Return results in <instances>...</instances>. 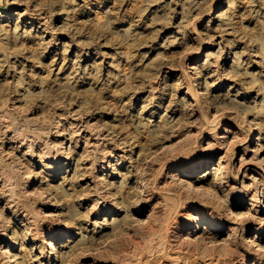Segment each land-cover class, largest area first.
Instances as JSON below:
<instances>
[{
    "label": "rangeland",
    "instance_id": "obj_1",
    "mask_svg": "<svg viewBox=\"0 0 264 264\" xmlns=\"http://www.w3.org/2000/svg\"><path fill=\"white\" fill-rule=\"evenodd\" d=\"M261 192L264 0H0V264H264ZM194 210L234 242L178 246Z\"/></svg>",
    "mask_w": 264,
    "mask_h": 264
},
{
    "label": "bare ground",
    "instance_id": "obj_2",
    "mask_svg": "<svg viewBox=\"0 0 264 264\" xmlns=\"http://www.w3.org/2000/svg\"><path fill=\"white\" fill-rule=\"evenodd\" d=\"M211 9H212V7L209 8V11H211ZM216 16H219V14H217ZM192 68H194V67H192ZM203 95H204V91L202 89H200V90L198 89L197 90L196 88L193 89V87H191V88L189 87V88H186L184 90V94L182 95V98L186 99V97H191V99L195 101V106H196V104L199 103V101H201V100H199V98L202 97L201 99H204ZM197 96H198V98H197ZM218 128H219L218 130H221V131H225V132L229 131V128L226 125L219 126ZM254 128H255L254 125L251 124V126H250V134L246 138V140H247L246 152H253L254 151V147L256 146L257 136H256V132L254 131ZM221 137L224 138V136H221ZM234 137H236V136H234ZM241 137L244 139L243 135ZM234 139H232V140H234ZM216 141H219V140H216ZM214 142H213V144L215 145L216 142L215 143ZM230 143H231V141L228 142L227 144H230ZM232 143H231V145H232ZM213 144H212V147H213ZM223 144H224V142H223ZM217 146H219V145H217ZM46 156H47V153H46ZM110 157H113V154H111ZM50 158L52 159L51 162L53 163V162H57V160H60L61 157H59L58 154L56 153ZM67 158H68V155H65L64 159H67ZM222 158H223V156L219 157L218 160H217V163H216V166H215L217 171H219V170L221 171V170L224 169V165H220L222 162H224L222 160ZM212 159H213V156L208 157V158H201V159H198V160H194V161H192V162H190L188 164H182V163L173 164V165H171L169 167V171L171 173L169 175L173 176L175 181L181 182L183 184L186 183L187 185H190V184H192L193 181L197 180L199 174L204 170L203 169L204 167H206L208 165L210 166ZM100 167H101L100 168V172H101L103 170V165L100 166ZM206 173H208V171ZM214 175L216 176L217 174L215 173ZM222 175H223V173H222ZM222 175H219V176H222ZM226 175H227V173L225 174V176ZM219 176H218V178H219ZM262 190H263V187H262ZM256 192H257V189L254 191V193H256ZM259 196L255 197L256 199H255V203L254 204H257L260 201L264 200V193L261 192V195H259ZM104 204H106L105 201H104ZM226 205H230V204H226ZM252 206L253 205H250L249 208H247L248 211L246 212L245 216L248 217V218H250L249 216H252V213L249 211V210H251L253 208ZM4 208H5V206H2L0 209H4ZM109 212H111V210ZM193 213H196L197 216L193 215ZM175 214H176V212H175ZM242 215H243V213H242ZM253 215H254V213H253ZM252 217H254V216H252ZM195 218H196V220H195ZM254 218H252V219H254ZM244 219H245V217H244ZM192 221H194V223H192ZM10 222H11V220H9V223ZM258 222H260V220ZM260 223L262 224L263 221L260 222ZM260 226H262V225H260ZM223 227H224V224H223V222L220 219L212 218V217L209 216V214H206L204 212H199L198 210H194V212L186 213V218L184 219V223L181 226V228L179 229V231L180 232L182 231L183 234H178V236L180 235L181 238H179V240L176 239V242H178V244H179L178 246H181V247H182L183 244H186L187 246H190V245L191 246H195V245H197L198 241H204V240L208 239V241H209L208 244H212L213 247L218 246V245H222V247H223L226 244H227L226 246H228L231 242H234V240H233L234 239V235H233L234 232H233V227H231V226L227 227L228 233H226V234L228 235V237L225 238L226 240H224L222 242H218L217 240H215L216 239V236H215L216 233L220 232L221 230H223ZM224 230H225V228H224ZM65 232H66L65 230L60 229L59 231H57L54 234H51V233L48 234L46 239L44 240V243H45L44 254H41V252H40V254L38 255V258H43V257L44 258H49V257H52L54 255V251H56V246L54 245V243L56 241H58L61 237H64L65 236ZM261 234H264V226L262 228L261 227H254V228H252V235H250V238L252 240H250V239L249 240L253 244L252 246H254L256 248L255 251L258 250L260 252H264V245H262L260 243L261 239H257L256 238L257 235H261ZM10 238H12V235L11 234H6V239L9 240ZM24 238L27 239L26 236ZM29 238H32V237H29ZM247 238H249V237H247ZM204 243H206V242H204ZM14 244H17V243L15 242ZM226 246H224V247H226ZM177 248H179V247H177ZM1 253L5 254V256L8 257V263L7 264H18L16 258L14 257V254H12V252H11V249H8V248L3 249L1 251ZM240 264H253V263H249L247 261L246 262L243 261Z\"/></svg>",
    "mask_w": 264,
    "mask_h": 264
}]
</instances>
